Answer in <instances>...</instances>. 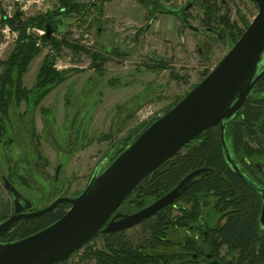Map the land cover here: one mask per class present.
Masks as SVG:
<instances>
[{
  "label": "trees",
  "instance_id": "1",
  "mask_svg": "<svg viewBox=\"0 0 264 264\" xmlns=\"http://www.w3.org/2000/svg\"><path fill=\"white\" fill-rule=\"evenodd\" d=\"M201 1L204 30L217 32V38L228 39L232 47L251 21L246 19L239 6L236 7L239 21H235L230 5L220 0ZM92 7L98 13L102 12L99 0L87 3L81 0H58L53 9L28 17H24L20 9L9 14L0 8V44L5 39L3 29L6 25L17 32L13 49L6 59L0 60V148L1 145L12 143L8 137L12 108L20 107L23 103L31 107L39 106L48 93L68 78L70 70L58 69L55 53H47L34 85L30 88L25 85L24 76L31 62L40 54L41 47L50 44L57 54L63 46L83 50L92 55V66L96 71L104 73V64L109 60L107 55L69 42L67 37L70 31L64 32L62 39L55 36L60 27L66 24L67 18L84 17ZM154 10H157L156 7L152 8L150 14ZM49 27L52 35L47 37ZM34 29L44 30V33H36ZM208 43L206 40L204 45L207 47L210 45ZM145 66L161 71L170 64L159 58ZM211 71L212 68L205 69L200 81ZM174 76L180 78L176 74ZM199 82L192 85L190 90ZM190 90L167 105L163 114ZM42 111L44 115L51 113L46 108H42ZM159 117L142 121L116 140L111 132L102 135L100 139L112 140L105 168ZM32 135L35 137V131ZM225 139L235 163L245 176L238 174L226 158L221 126L211 127L186 143L172 159L152 172L119 207L118 210L123 213H134L172 190L191 171L208 169L172 204L138 224L141 226L138 238L128 236V229L110 233L99 230L84 247L60 263L68 264L70 259L79 256L78 262L81 264H176L191 259L197 253L199 257L210 254L211 258L225 264H264V223L261 221L264 191L260 190L264 188V75L243 106L225 121ZM34 152L37 162H44L43 166L49 164L38 148ZM3 158L7 171L0 162V176L8 195L0 200V222L12 214L15 205L5 180L16 188L20 184L30 191L31 195L26 198L31 201L32 208L26 211L39 210L57 197L68 194L57 176L53 177L50 191L35 184L34 180H38L36 164L33 165L28 157L14 160L5 153ZM21 162L25 165L24 173H21ZM35 186L40 189L37 190ZM81 192L76 191L73 196ZM69 208V203L62 202L41 215L22 217L0 236V242L7 243L30 236L62 218ZM178 230L186 232L179 241L173 236ZM96 240L97 243L100 241L99 244H95Z\"/></svg>",
  "mask_w": 264,
  "mask_h": 264
},
{
  "label": "rangeland",
  "instance_id": "2",
  "mask_svg": "<svg viewBox=\"0 0 264 264\" xmlns=\"http://www.w3.org/2000/svg\"><path fill=\"white\" fill-rule=\"evenodd\" d=\"M99 1L101 13L92 7L84 17H69L55 36L62 39L64 32L70 31L69 42L107 55L109 60L104 64V73L96 71L92 66V55L83 50L63 46L57 54L50 44L41 47L40 54L24 76L25 85L29 88L34 85L47 53H55L58 69L70 70L68 78L48 93L39 106L23 103L12 108L8 134L12 143L0 148V162L6 171L5 153L14 160L31 159V163L36 164L38 176L34 182L45 191H50L56 176L64 184L68 196L83 190L94 173L108 163L112 140L100 139L102 135L111 132L116 140L142 121L161 117L167 105L190 90L200 81L203 71L215 68L231 49L228 39H218L217 32L204 30L201 0L200 7L190 11L191 27L168 12L154 10L150 14L152 9L138 0ZM161 1L175 7L185 3V0ZM57 4L58 0H0V8L9 14L20 9L24 17L53 9ZM228 5L235 21H239L238 6L250 21L258 12L248 0H229ZM34 31L44 33L41 29ZM4 33L0 60L6 59L13 49L17 34L11 27ZM206 40L211 49L204 45ZM159 58L170 66L161 71L145 66ZM175 74L180 78H175ZM42 108L51 113L44 115ZM36 148L49 160L48 165L43 166L44 162L40 160L37 162ZM21 167V173H24L22 162ZM17 189L25 197L31 195L25 186L17 184ZM7 195L0 176V200ZM140 227L129 228L127 235L138 238ZM185 234L178 230L173 236L179 241ZM99 242L96 240L95 244ZM78 259L79 256H75L68 264H81Z\"/></svg>",
  "mask_w": 264,
  "mask_h": 264
},
{
  "label": "water",
  "instance_id": "3",
  "mask_svg": "<svg viewBox=\"0 0 264 264\" xmlns=\"http://www.w3.org/2000/svg\"><path fill=\"white\" fill-rule=\"evenodd\" d=\"M253 1L258 5L257 14L215 68L147 127L108 167L96 171L80 194L62 195L39 210L26 212L25 209L32 208V203L5 180L15 205L12 214L0 222V236L22 217L41 215L62 202L69 203L70 208L62 218L30 236L0 242V264L64 262L91 241L99 230L110 233L129 229L153 217L208 169L191 171L172 190L134 213L118 209L152 172L172 159L186 143L216 125L221 126L227 160L238 174L245 176L227 146L225 121L243 106L264 75V0ZM51 35L49 27L46 36ZM260 190L263 192L264 188ZM261 221L264 223V206ZM197 257L195 253L190 260L198 264H225L211 258L210 254L202 260Z\"/></svg>",
  "mask_w": 264,
  "mask_h": 264
},
{
  "label": "flooded vegetation",
  "instance_id": "4",
  "mask_svg": "<svg viewBox=\"0 0 264 264\" xmlns=\"http://www.w3.org/2000/svg\"><path fill=\"white\" fill-rule=\"evenodd\" d=\"M138 1H140V3H146L151 9L153 7H156V9L161 11V12L165 11V12H168V13L175 15L176 17L180 18L183 21L184 25L189 26V27H191V24H190L191 13H190V11L193 8H196V7L199 8L200 7V0H185V3L183 5H179L176 7L173 6L172 3L167 4L161 0H138ZM220 1L224 4H228L229 0H220ZM248 1L251 2L256 7V9H258V5L253 0H248ZM20 194L23 196V198H26L21 192H20ZM26 210L27 209H25V211ZM207 255H205V256H207ZM205 256H202V257L198 256L197 260H202V258H204ZM189 260L190 259H184V260L179 261L176 264H198L197 262H194L196 260H194V261H191V260L189 261ZM57 264H61V263H57Z\"/></svg>",
  "mask_w": 264,
  "mask_h": 264
},
{
  "label": "built area",
  "instance_id": "5",
  "mask_svg": "<svg viewBox=\"0 0 264 264\" xmlns=\"http://www.w3.org/2000/svg\"><path fill=\"white\" fill-rule=\"evenodd\" d=\"M15 1L19 2V1H22V0H15ZM3 31H4V32H8V31H9V27L6 25V26L4 27V29H3ZM16 36H17V34H16Z\"/></svg>",
  "mask_w": 264,
  "mask_h": 264
}]
</instances>
